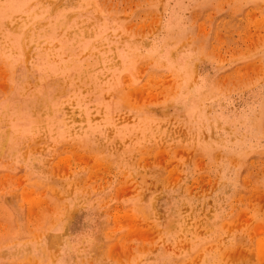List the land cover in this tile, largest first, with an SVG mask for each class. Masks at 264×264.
I'll return each mask as SVG.
<instances>
[{
    "label": "rangeland",
    "instance_id": "374dc122",
    "mask_svg": "<svg viewBox=\"0 0 264 264\" xmlns=\"http://www.w3.org/2000/svg\"><path fill=\"white\" fill-rule=\"evenodd\" d=\"M0 264H264V0H0Z\"/></svg>",
    "mask_w": 264,
    "mask_h": 264
}]
</instances>
